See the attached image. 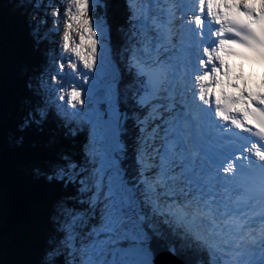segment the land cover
<instances>
[{"label":"snow or ice","instance_id":"1","mask_svg":"<svg viewBox=\"0 0 264 264\" xmlns=\"http://www.w3.org/2000/svg\"><path fill=\"white\" fill-rule=\"evenodd\" d=\"M125 3L123 90L104 0L35 5L32 39L62 50L19 95L0 82V264H264V0H172L161 23Z\"/></svg>","mask_w":264,"mask_h":264},{"label":"trees","instance_id":"2","mask_svg":"<svg viewBox=\"0 0 264 264\" xmlns=\"http://www.w3.org/2000/svg\"><path fill=\"white\" fill-rule=\"evenodd\" d=\"M104 2H106V8L102 12L110 31L114 34V50H118L114 55V59L125 83L129 77L119 55L121 48L116 45H121L123 41L121 38L116 40L115 35L119 36L117 34L118 31L125 25L127 15L126 4L124 5V0H104ZM22 4L27 6H19ZM37 4L43 6L45 5V1L0 0V82L4 84L10 98L22 92L23 77L18 70L19 66L30 65L31 70L36 71V62H38L42 53L49 48H55L56 50V46L52 43V34H48L45 39L40 41L39 45L32 39V26L29 24V21L36 16L35 5ZM48 25L53 26V21L49 20ZM40 34H45L43 27L40 29ZM85 137L86 132L81 133L75 138L74 142L68 143L74 150H78ZM2 151L3 145L0 143V152ZM5 164V176L8 184L11 186L10 191L13 193V203L15 204L26 193L30 181L18 171L15 157L11 151L6 156Z\"/></svg>","mask_w":264,"mask_h":264},{"label":"rangeland","instance_id":"3","mask_svg":"<svg viewBox=\"0 0 264 264\" xmlns=\"http://www.w3.org/2000/svg\"><path fill=\"white\" fill-rule=\"evenodd\" d=\"M38 1H43V0H38ZM45 1V4L49 3V0H44ZM172 1V0H170ZM169 0H152V3L151 5L149 6V9H148V15L150 17H155L156 18V21L157 23H161L164 19V16H165V13L163 12V9H166L167 8V4L168 2H170ZM67 0H64V3H66ZM125 2V0H124ZM126 3H124L125 5ZM55 5H53L54 7ZM126 6V5H125ZM51 9H49L50 11ZM103 9L102 8H96L95 9V12L100 15V16H103ZM123 11V10H122ZM177 15H179V13H177ZM62 23L63 21L61 20L60 22V25H59V28H60V31L58 33V35L60 37H62V33H63V28H62ZM108 25V24H107ZM108 35H109V43H110V47H111V39H110V32H109V29H108ZM58 49V51H61L62 50V46H56V50ZM66 55V54H65ZM100 57H101V60L103 61L104 59V51H103V47L101 46V51L99 53ZM111 59L113 60V58L111 57ZM67 62L65 61V64ZM112 70H113V64H112ZM104 75H105V70L102 69L100 72L97 73V78H98V82L102 81L104 79Z\"/></svg>","mask_w":264,"mask_h":264},{"label":"water","instance_id":"4","mask_svg":"<svg viewBox=\"0 0 264 264\" xmlns=\"http://www.w3.org/2000/svg\"><path fill=\"white\" fill-rule=\"evenodd\" d=\"M99 86L103 88L104 83L100 84ZM156 260H157V264H178V262L174 257H170L165 253H161L160 255H158Z\"/></svg>","mask_w":264,"mask_h":264},{"label":"bare ground","instance_id":"5","mask_svg":"<svg viewBox=\"0 0 264 264\" xmlns=\"http://www.w3.org/2000/svg\"><path fill=\"white\" fill-rule=\"evenodd\" d=\"M170 1V0H169ZM172 1H170V2H168V4H167V7L169 6V4L171 3ZM125 26V25H124ZM118 35H120V32L118 31V33H117ZM117 37V36H116Z\"/></svg>","mask_w":264,"mask_h":264}]
</instances>
